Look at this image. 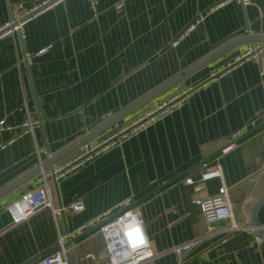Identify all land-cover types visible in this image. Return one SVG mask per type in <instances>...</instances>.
Returning <instances> with one entry per match:
<instances>
[{"label":"crops","instance_id":"0c3cea01","mask_svg":"<svg viewBox=\"0 0 264 264\" xmlns=\"http://www.w3.org/2000/svg\"><path fill=\"white\" fill-rule=\"evenodd\" d=\"M41 1L0 0V27L11 18L13 4ZM260 34L264 0L246 6L225 0H98L96 14L87 0H61L27 20L21 36L1 38L0 121L8 128L0 131V190L65 148L53 167L69 161L80 151L77 142L109 120L87 141L118 133L156 102L181 92L185 97L155 122L49 181L56 206L80 201L82 210H66L55 220L43 207L12 225L7 205L35 190L41 172L2 195L0 264H34L57 248L59 233L113 213L127 199L129 208L141 212L152 249L160 254L154 264H264V235L257 243L255 232H226V220L208 224L192 201V185L185 183L200 178L204 162H218L222 176L203 182L200 195L226 186L234 219L251 224V204L264 194V42H253L262 47L253 58L242 57L246 42L199 63L233 39ZM48 44L50 49L34 55ZM165 85L154 99L129 109ZM27 114L38 123L22 132ZM240 129L236 145L221 155ZM93 231L65 242L74 245L68 264H86L84 254L101 250L102 238L91 236ZM193 240L178 263L171 249Z\"/></svg>","mask_w":264,"mask_h":264},{"label":"built area","instance_id":"2783aa9c","mask_svg":"<svg viewBox=\"0 0 264 264\" xmlns=\"http://www.w3.org/2000/svg\"><path fill=\"white\" fill-rule=\"evenodd\" d=\"M60 1L61 0H43L29 7H25L21 3L13 4L11 6V18L0 27V39L9 35L21 36L23 26L27 20ZM87 1L96 14L98 0ZM231 1L237 2L242 6L251 3V0H225V2ZM121 6V4H117L116 8H121ZM51 47L52 45L48 44L37 50L34 55H41ZM261 50L262 47L260 43H250L247 51L242 57H256ZM25 56L28 58L29 54H25ZM184 97L185 93L181 92L170 98L167 102H156L154 107L146 112L145 115L125 126L118 133L111 134L98 142H84L76 156L65 163L53 167L49 176L42 171L40 185L35 190L23 193L7 205V211L10 215L12 225H16L28 219L35 214L37 210L43 207L50 209L55 220H57L60 215H63L66 210H82L83 204L80 201H75L68 207H63L61 205L56 206L54 203V195L49 187V181H57L63 178L112 146L116 143L117 139L127 137L155 122L164 114L174 109ZM37 123L36 120L33 121L30 115L27 114V118L21 126L22 132L31 131ZM7 128L8 127L4 125V121H0V131ZM242 133L243 130L240 129L231 134L229 141L220 148V154L223 155L228 153L236 145ZM202 165L203 171L200 174V178L198 180H193L191 177H187L185 178V183L192 185L194 192L192 201L198 205L204 220L208 224L217 220H226L228 222L225 226L226 232L232 233L237 230L255 232V241L261 243L263 241V236L257 232V229L264 228V225L256 227L253 224L240 223L234 219L231 212V203L228 198V188L226 186H220L218 191L212 195H200L203 182L222 176L221 167L218 162L211 164L204 162ZM128 203V199L124 200L116 206L115 212L111 213L110 211H106L72 231L62 234L59 233L57 248L50 254L35 261L34 264H68L67 253L68 250H72L74 245L70 244L69 247H66L65 242L89 230H94L91 236H100L103 244L100 251L96 253L87 252L84 254L83 259L88 261L86 264H154V259L160 254L155 253L152 249L151 242L144 229V220L141 212L137 208H129ZM195 242L196 240L189 241L171 249L178 254V263L181 262L182 253L190 249Z\"/></svg>","mask_w":264,"mask_h":264},{"label":"water","instance_id":"95a60500","mask_svg":"<svg viewBox=\"0 0 264 264\" xmlns=\"http://www.w3.org/2000/svg\"><path fill=\"white\" fill-rule=\"evenodd\" d=\"M253 43V42H264V34H260V35H254V36H250L247 38H237V39H233L229 42H227L226 44H224L223 46H221L218 50H216L214 53H212L211 55H209L207 58H205L203 61H201L199 64H202L204 62H208L210 60H212L214 57H216L217 55L225 52L226 50H229L241 43ZM186 74L183 73L181 76L175 78L174 80H172L171 82H169V84L176 82L177 80L181 79L184 75ZM167 84V85H169ZM166 88V85L163 86L162 88H158L155 91L147 94L145 97L141 98L140 100H138V102H136L133 106H131L129 109H133L139 105H142L152 99H154L162 90H164ZM127 112V110H126ZM125 113V112H124ZM111 122V120H109L108 122L98 126L95 130H92L91 132L87 133L82 140H80L79 142H77L76 146L80 143L83 144L84 142H86L87 140L93 138V136H95V134H97L99 131L103 130L104 128H106V126ZM71 148V147H70ZM69 150V148H65L64 150H62L61 152H59L57 155H54L50 158L47 159V162H42L40 163V165L37 167V170H34L24 176H22L21 178H19L18 180H16L15 182L11 183L10 185H8L7 187L3 188L2 190H0V197L2 195H4L5 193H7L8 191H10L11 189H13L14 187H16L17 185H19L20 183H23L24 181H26L27 179H29L31 176L35 175L36 173H40V176L42 175V171H44L46 168H53V164L60 159V157L67 153ZM250 221L251 224H253L256 227L259 226H263L264 225V194L258 197H255L251 207H250ZM258 232L262 235H264V228H258L257 229Z\"/></svg>","mask_w":264,"mask_h":264}]
</instances>
